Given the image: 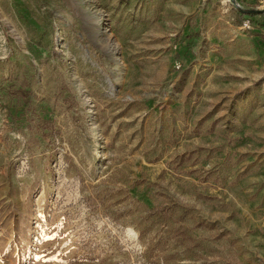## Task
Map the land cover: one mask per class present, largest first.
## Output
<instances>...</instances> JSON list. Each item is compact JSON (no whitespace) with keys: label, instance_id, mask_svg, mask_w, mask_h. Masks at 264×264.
Instances as JSON below:
<instances>
[{"label":"rangeland","instance_id":"rangeland-1","mask_svg":"<svg viewBox=\"0 0 264 264\" xmlns=\"http://www.w3.org/2000/svg\"><path fill=\"white\" fill-rule=\"evenodd\" d=\"M0 264H264V0H0Z\"/></svg>","mask_w":264,"mask_h":264},{"label":"trees","instance_id":"trees-1","mask_svg":"<svg viewBox=\"0 0 264 264\" xmlns=\"http://www.w3.org/2000/svg\"><path fill=\"white\" fill-rule=\"evenodd\" d=\"M13 121H10L9 124H12ZM162 213L157 217L159 218V222L164 220V212L161 210ZM168 232L170 236L175 238L180 245H185L188 248V251H195L196 247H200L201 243L196 239V237L189 232V227L181 224V225H169Z\"/></svg>","mask_w":264,"mask_h":264}]
</instances>
